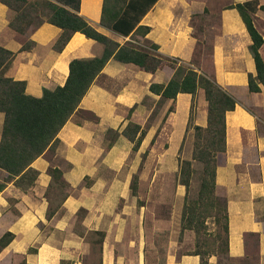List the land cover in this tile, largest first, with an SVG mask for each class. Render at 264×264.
<instances>
[{
  "label": "crops",
  "instance_id": "0c3cea01",
  "mask_svg": "<svg viewBox=\"0 0 264 264\" xmlns=\"http://www.w3.org/2000/svg\"><path fill=\"white\" fill-rule=\"evenodd\" d=\"M54 1L60 5L64 3L62 0ZM237 2L249 3L253 10L254 24L264 39V16L259 9L264 0H157L142 17L140 24L149 27L142 38L150 45H157V48L152 45L145 47L156 55L189 63L196 52V40H205L211 44L209 56L212 58L214 80L236 100L234 109L225 115L226 157L223 163L222 158L219 159L215 175V194L226 199L228 252L232 258L247 259L248 262L244 264H264V102L258 100L256 105L263 113L257 116L250 105L235 97V94L240 96L242 91L248 90V73L255 72V67L252 71L249 52L251 39L246 27L235 8L224 7L227 3ZM77 3V9L67 3L63 6L85 18L120 45L135 42L131 35L124 36L101 24L102 0H77ZM11 17L12 11L0 2V45L13 52L1 72L14 80H24L25 92L29 95L39 97L44 88L62 86L67 79L72 59L98 56L103 50L102 44L81 32H75L64 48L56 51L53 44L61 30L47 22L30 28L26 38L35 44L28 50H20L24 34L9 27ZM263 51L264 42L260 47L264 59ZM124 69L133 73L140 71L135 65L121 63L113 58L106 63L78 108L58 132V144L31 163L32 168L38 172L32 186L24 190L11 182L0 190V237L6 231L14 234L10 243L0 250V264L15 259L18 260L17 264L22 261L25 264H60L62 261V264H80L75 259L89 254L90 241L86 240L85 235L93 231L103 234L100 245L101 264H133L123 253L127 250L134 254L140 233L127 216L128 209L132 207L130 198L134 197L130 184L135 172L133 162L126 163L125 159L133 143L122 134L127 146L121 144L119 135L102 157L103 148L97 139L99 131L96 132L103 127L118 132L121 123L118 114L110 112L106 117V110L109 111L107 105L115 106L120 99L131 103L139 99L135 87H132V91L124 89L115 95L107 88L112 85L104 82L115 80L116 75ZM171 70L165 66L154 73L144 72L145 76L142 77L146 79V92L142 95L158 97L150 93L149 85L167 82L172 75ZM263 91L261 88L258 94ZM186 95L192 94L178 93L176 100L165 101L178 103V98ZM81 109L96 113V122L77 116L76 112ZM178 109L175 105L173 115L171 113L166 119L164 127L169 123L170 131ZM146 112L150 114V110L145 107ZM206 115L205 110L204 116L198 117L201 120L194 118V125L206 126ZM3 118L0 112V134ZM243 136L246 139L243 140ZM50 168H58L62 172L61 179L66 187H56L55 184L49 186L52 181ZM6 175L0 169V183ZM143 175L144 171L139 175V183ZM66 191L68 195L63 198L62 194ZM175 193L183 199L185 187L179 181L175 184ZM10 202L16 211L12 212ZM80 210L83 215L76 230L74 220ZM232 216L241 218L242 223L232 222ZM248 221L253 228L245 227ZM127 233L130 237L126 236ZM248 236L256 239L255 246L258 245V253L253 262H249L252 255L248 253ZM30 248H34V251ZM139 248L140 253L138 251L134 254L136 263L147 264L144 244L137 245ZM199 262L198 255L183 254L178 258L175 255L169 259L166 257L165 264ZM208 262L216 264L217 256L211 255Z\"/></svg>",
  "mask_w": 264,
  "mask_h": 264
},
{
  "label": "trees",
  "instance_id": "16d2710c",
  "mask_svg": "<svg viewBox=\"0 0 264 264\" xmlns=\"http://www.w3.org/2000/svg\"><path fill=\"white\" fill-rule=\"evenodd\" d=\"M62 1L64 3L60 5L51 0L34 2L0 0L13 12L8 25L17 32H24L26 25L29 24L27 18L34 16L40 18L35 27L43 22L59 27L61 32L53 44L56 51H61L75 32H81L103 46L98 56L72 59L65 83L53 89L44 88L42 95L35 97L25 92L24 80H14L2 74V68L12 57L13 52L0 45V112L4 115L0 134V169L7 173L0 183V190L6 183L11 182L24 190L34 184L38 172L32 168L31 163L47 149L58 144V132L77 109L90 85L111 58L151 73L169 65L174 69V74L166 83H151L149 89L152 93L160 95L163 99H175L178 93L193 95L198 89H202L204 99L207 101L206 126L193 125L195 143L191 159L203 164V172L207 176L200 183L196 199L189 200L190 178L193 172L191 160L180 162L178 179L185 187L181 232L193 229L197 235L198 227L207 217L213 215L210 211L215 203L221 204L215 194L216 167L225 153V115L227 111L234 109L236 100L203 73L180 64L175 65L174 60L156 56L135 42L129 41L120 45L97 30L85 18L63 6L70 4L77 9V0ZM156 1L102 0L100 22L124 36L131 35L132 39L139 33L144 36L149 27L140 24V21ZM249 6V3L240 2L224 5L225 8H235L238 11L250 36L249 52L254 61L255 74L248 73L247 89L249 92L258 93L261 88L264 89V59L260 54L264 39L254 24L253 10ZM259 9L264 12V4L260 5ZM24 22L28 24H23ZM32 44L31 41L26 42L20 50L30 49ZM151 45L157 48L156 44ZM121 133L133 143L132 150H137L146 130L137 122L130 120ZM49 172L52 177L50 187L53 184L56 187H66V183L61 179L62 172L58 168H50ZM137 187L138 176L134 175L130 184L132 195H135ZM66 195L67 191L63 192L62 197L65 198ZM221 205L224 238L217 234L212 237L210 243L207 239L199 240L200 235L197 237L195 249L190 254L199 256V264H209L208 259L211 255L217 256V264L220 263L219 255H223L224 259L229 261L233 259L228 252L226 200ZM13 237L12 232L6 231L0 237V249L8 245ZM20 264H25V261Z\"/></svg>",
  "mask_w": 264,
  "mask_h": 264
},
{
  "label": "rangeland",
  "instance_id": "374dc122",
  "mask_svg": "<svg viewBox=\"0 0 264 264\" xmlns=\"http://www.w3.org/2000/svg\"><path fill=\"white\" fill-rule=\"evenodd\" d=\"M29 1L34 2L37 0ZM51 1L55 2L54 0ZM261 14L264 16V12L261 11ZM27 20L29 24L26 22L23 23L28 24L24 30L26 34L24 32H18L24 34V37H22L23 44L29 41L33 42L32 40H27V32L30 30V28L35 27L36 22L40 20V18L34 16L33 18L28 17ZM137 35V37H133L135 39L136 45L143 46L144 48L146 46L151 47L147 40L142 38L140 33ZM34 44L35 43L33 42L31 46ZM195 47L196 52L189 63L179 61L177 58L153 54L163 58H170V60H174L175 65L180 64L187 68H192L198 73H203L210 79L214 80V74L212 73V58L209 56V48L211 47V44L205 40H196ZM262 54L264 55V51ZM250 60L252 64V71L254 72V64L251 54ZM165 66L170 67L169 65ZM111 67L112 66H109L108 68ZM136 69L139 70L137 67ZM171 69L173 75L174 69ZM144 72L145 71L142 72V70L138 71L140 74L139 75L138 73H133L131 70L124 69L121 70L120 73L117 72L118 74L116 75L117 78L115 80H104L106 84L112 85L107 86V88L111 92L115 93V95H118L120 91L124 89L132 91V87H135V91L139 95V99L134 100L132 103L124 99H120L119 102L115 104V106L107 105L109 111H107V107L104 106L103 108L106 110L105 116L108 117L110 112H115L118 114V120L121 123L117 128L118 132L110 130V128L107 127L97 129L96 132L99 131V136L97 139L99 138L100 145L103 148V152L101 153V156L103 157L107 151L106 149H108V146H110L119 135L121 137L120 143L127 146L126 138L123 137L124 135L122 136L121 132L130 120L137 122L142 128L146 130L145 137L140 143L139 148L137 150H131L130 154H128L127 158L125 159L126 163L133 162L134 164L133 170L135 174H132L131 181L134 175H137L139 178L140 173L144 171V175L142 177L143 180L141 179V183H139L140 180H138V187L135 195H133L134 197L130 198L132 207L128 209L129 213H127V216H129V222H133L134 226H137L138 231H140L138 234L139 242L136 243L137 245L144 244V257L147 264H165L166 257L169 259L171 255L173 257L175 255L177 258L183 254L189 255L195 249V241L199 235V240L207 239L210 243L213 239L212 237H215L217 234L222 235L224 238V219L221 216V204L226 199L223 196H218L219 202L221 204L218 202L215 203L214 207L210 211L211 214L213 213V215H210V217H207L202 222V224L198 227L197 235L193 229H185L183 232H181V214L184 204V195L182 196L183 199L176 195L175 184L179 179V167L182 160L192 161L193 172L190 178L189 200L192 201L196 199L200 183L203 178L207 177L203 172V164L191 159L195 143V130L193 129V125L195 123L194 118L201 120V118L198 117H203L205 110L207 113V101L204 99L202 89H198L193 95L181 96L178 98V103H176V101H165L166 99L161 98L160 95H158V97L142 95L144 92H146V83L144 82L146 79L142 77L145 76ZM254 74L255 72L253 75ZM150 93L152 92L150 91ZM235 97L250 105L257 116H262L263 112L259 111L258 105L256 104L258 103L259 99L261 102H264V91L258 94L245 90L242 91L240 96L235 94ZM175 105H177L179 109L175 114V120L173 119L171 123L172 130L170 131L168 127L169 123L166 128L164 125L166 123L167 117L171 113L173 115V112L175 111H173ZM145 107L150 110V114H147V112L144 113ZM76 115H80V117L83 119H91V121L94 122H96L98 119L97 114L89 110L81 109L76 112ZM174 122L175 124H173ZM174 127L177 128L176 131H174ZM203 138L205 139V137ZM244 139H246L245 136H243V140ZM145 140H147L146 143H144ZM203 143L204 141H202V144ZM226 148L225 121V153L222 158V163L226 157ZM9 204L11 207H13L12 202ZM14 211L16 210L13 207L12 212ZM82 215L83 213L81 210L76 213L74 220V229L76 228V230L78 229L77 226L80 224ZM231 221L235 223H242L241 218L234 216H232ZM244 225L248 228L254 227L251 225L250 221ZM256 226L258 228L259 225L256 224ZM101 234L102 232L93 231L85 235L86 240L90 241V252L89 254L82 255V257L80 256L79 258L75 259V261L79 262L80 264H101L100 245L103 237V234ZM126 236L130 237L129 233H127ZM247 238L249 245L248 253L252 255V257L249 258V262H253L256 258V253H258V249L256 248L258 245L255 246L256 239L252 238L251 236H248ZM137 245H135L136 248L134 250V254L138 251L140 253V248L138 250ZM32 249L34 248H30L29 250L34 251ZM123 253L126 255V257H129V260H131L133 264H137L136 256H134L133 253H129L127 250H125ZM219 259V264H244L248 262V260L244 258H233L231 261H229L224 259L223 255H219ZM17 263L18 260L15 259L6 264Z\"/></svg>",
  "mask_w": 264,
  "mask_h": 264
}]
</instances>
